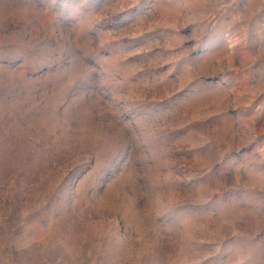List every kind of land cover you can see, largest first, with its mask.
<instances>
[{
    "label": "rangeland",
    "instance_id": "1",
    "mask_svg": "<svg viewBox=\"0 0 264 264\" xmlns=\"http://www.w3.org/2000/svg\"><path fill=\"white\" fill-rule=\"evenodd\" d=\"M0 264H264V0H0Z\"/></svg>",
    "mask_w": 264,
    "mask_h": 264
}]
</instances>
